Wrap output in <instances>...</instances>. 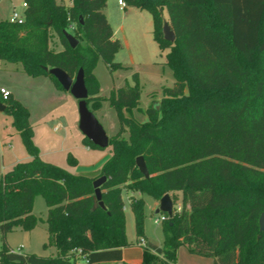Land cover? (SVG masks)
<instances>
[{
    "label": "trees",
    "instance_id": "1",
    "mask_svg": "<svg viewBox=\"0 0 264 264\" xmlns=\"http://www.w3.org/2000/svg\"><path fill=\"white\" fill-rule=\"evenodd\" d=\"M25 2L23 21L0 19V61L20 64L32 76L49 75L62 89L45 67H60L73 78L83 68L94 112L103 99L94 72L98 61L111 71L126 67L115 60L123 45L107 18V0ZM125 2L151 13L154 38L162 50L168 49L166 63L174 72V85L163 88L145 122L123 114L138 105L139 83L112 90L109 101L121 129L110 138L113 155L97 176L75 174L42 160L28 108L0 90V102L32 156L0 179V264L121 261L123 248L133 245L143 247V260L137 264H176L183 244L194 254L213 258V264H264V67L259 64L264 54V0ZM166 20L175 31L174 42L164 37ZM64 30L79 40L77 46L70 45ZM53 34L63 49L51 48ZM84 142L100 148L85 136ZM140 155L149 178L136 164ZM68 161L78 162L72 154ZM102 175L107 176L102 186L106 208L95 209L93 182ZM125 188L156 200L182 192V210L163 222L162 244H140L145 234L143 197L130 202L137 239L129 241ZM38 194L48 205L45 247L54 246L55 255L15 251L6 243L10 232L31 231L42 221L34 213Z\"/></svg>",
    "mask_w": 264,
    "mask_h": 264
},
{
    "label": "rangeland",
    "instance_id": "2",
    "mask_svg": "<svg viewBox=\"0 0 264 264\" xmlns=\"http://www.w3.org/2000/svg\"><path fill=\"white\" fill-rule=\"evenodd\" d=\"M58 2L69 4V0ZM114 2L111 19L117 30L115 37L123 45L115 54V60L126 67L111 71L101 59L94 71L100 84L99 95L103 98L101 107L94 110V113L110 138L121 129L119 114L109 101L114 88L139 83L141 97L138 105L132 110L124 109L123 114L145 122L150 119L149 107L161 100L163 88L172 87L175 82L174 72L166 63L168 49L162 50L154 38L151 13L136 7L119 8L118 0ZM24 3L25 0H1L0 19H9L14 11L23 17ZM165 18L168 19L167 12ZM50 46L54 50L63 49L56 34H53ZM261 58L263 62L260 60L259 64L263 68L264 54H261ZM0 88L7 89L13 98L28 108L35 133L34 141L39 147V157L42 160L64 167L75 174L97 176L101 173L103 165L113 155V145L110 143L106 148H92L84 142V134L79 127V101L70 91L59 88L49 75L32 76L23 72L20 64L6 61H0ZM124 135L128 137L129 132L125 131ZM69 154L77 158L76 164L68 161ZM30 159L32 156L13 126V116L6 110H0V179L14 165ZM173 196L176 205L182 204L181 191H175ZM139 197L145 200V234L156 241L163 239V223L154 222L156 217L162 215L156 213L155 199L147 193L125 188L128 238L136 239L135 218L130 202ZM34 213L44 219L47 217L48 205L40 194L35 197ZM43 226L40 225L31 232L22 229L10 232L6 243L15 251L50 255L55 247H45L48 232ZM3 243L0 231V249ZM177 255L178 264H213V258L192 254L185 244L178 248ZM189 255L196 257L192 259Z\"/></svg>",
    "mask_w": 264,
    "mask_h": 264
},
{
    "label": "water",
    "instance_id": "3",
    "mask_svg": "<svg viewBox=\"0 0 264 264\" xmlns=\"http://www.w3.org/2000/svg\"><path fill=\"white\" fill-rule=\"evenodd\" d=\"M163 33L166 40L174 42L176 39L175 31L172 29L169 22L166 20L163 27ZM64 34L72 47L77 46L79 40L68 30H64ZM45 70L49 71L54 75L62 87L70 91L74 97L79 101V113H80V123L79 127L83 132L84 136L90 139L95 145L100 148H106L110 144V137L107 134L105 128L100 123L95 113L90 109L87 98L89 97V90L86 85L85 71L80 68L76 77H71L64 69L60 67H45ZM156 107L159 109L160 104L157 103ZM6 105L0 102V110H5ZM136 164L140 171L144 174L146 178L150 177V172L143 155L136 158ZM107 181V176L102 175L94 180L93 184L95 187L94 195V208L99 206L106 208L105 203L102 199V186ZM156 213H168L172 216L174 213V201L170 193L165 194L159 200V206L156 209ZM260 228L264 231V211L260 216Z\"/></svg>",
    "mask_w": 264,
    "mask_h": 264
},
{
    "label": "crops",
    "instance_id": "4",
    "mask_svg": "<svg viewBox=\"0 0 264 264\" xmlns=\"http://www.w3.org/2000/svg\"><path fill=\"white\" fill-rule=\"evenodd\" d=\"M70 3H71V0H69V4ZM114 3H115L114 0L113 1L112 0H107V7L105 9V12H106V15H107V18H108L109 22L111 23V25H112V27L114 29V32L116 34L117 30L115 29L114 23H113V21L111 19L112 16H113L111 9H112V6L114 5ZM118 5H119V2H118ZM119 8H121L120 5H119ZM155 203H156V205L158 207L159 206V202L156 199H155ZM40 217L42 218V221H40V223H39V225L37 227H39L40 225H44L43 227L48 232L47 224L45 222L46 218L44 219L42 216H40ZM33 230H31V231H33ZM31 231H28V232H31ZM48 236H49V234L47 235V238H48ZM141 238H144L145 240L153 241L156 244H162L163 241H164V232H163V239H159V241H156V240L152 239L151 237H149L146 234H144V236H142ZM128 239H129L130 242H135L137 237H136L135 240H131L130 238H128ZM47 241H48V239H47ZM56 252H57V249L55 248V251L53 253L56 254ZM192 254H194V253H192ZM189 257L194 259V257H196V256H190L189 255ZM195 259H197V258H195ZM142 260H143V247L140 246V245H133V246H130V247L123 248V260H121V261H104V262H99V263H96V264H124V262L137 264V263H141ZM81 264H87V263L85 261H82ZM176 264H178V261H177ZM179 264H180V262H179Z\"/></svg>",
    "mask_w": 264,
    "mask_h": 264
},
{
    "label": "built area",
    "instance_id": "5",
    "mask_svg": "<svg viewBox=\"0 0 264 264\" xmlns=\"http://www.w3.org/2000/svg\"><path fill=\"white\" fill-rule=\"evenodd\" d=\"M119 2V5L121 6V8H125L126 7V2L125 0H118ZM24 7L26 8L27 7V3L25 2L24 3ZM24 17H21V15L19 14V12L17 11H14L13 14L10 16L9 20L11 22H21L24 20ZM1 92L3 93V96L5 98H7L11 92H9L7 89L5 88H0ZM57 129V127H56ZM177 210V211H181L182 210V206L181 204L180 205H176L175 201H174V211ZM169 217L168 213H162V215H159L158 217L155 218L154 222L156 224H161L163 223L167 218ZM140 244H143L145 245L146 244V240L144 238H141L140 239Z\"/></svg>",
    "mask_w": 264,
    "mask_h": 264
}]
</instances>
